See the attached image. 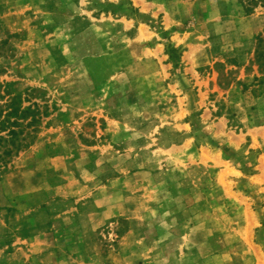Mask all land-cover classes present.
<instances>
[{
	"label": "rangeland",
	"instance_id": "374dc122",
	"mask_svg": "<svg viewBox=\"0 0 264 264\" xmlns=\"http://www.w3.org/2000/svg\"><path fill=\"white\" fill-rule=\"evenodd\" d=\"M5 38L0 89L40 115L0 264H264V0H0Z\"/></svg>",
	"mask_w": 264,
	"mask_h": 264
},
{
	"label": "trees",
	"instance_id": "16d2710c",
	"mask_svg": "<svg viewBox=\"0 0 264 264\" xmlns=\"http://www.w3.org/2000/svg\"><path fill=\"white\" fill-rule=\"evenodd\" d=\"M5 43H7L6 38L0 40V57L3 56L1 48ZM167 49L169 54L177 57V49L170 44L167 45ZM255 56H258L256 49ZM41 114L47 115L46 109ZM39 115L40 113L36 108L22 106V99L19 94L11 92L8 88L3 91L0 89V167H5L11 156L31 145L32 136L28 139L26 136L22 137V133L28 127L39 122Z\"/></svg>",
	"mask_w": 264,
	"mask_h": 264
},
{
	"label": "crops",
	"instance_id": "0c3cea01",
	"mask_svg": "<svg viewBox=\"0 0 264 264\" xmlns=\"http://www.w3.org/2000/svg\"><path fill=\"white\" fill-rule=\"evenodd\" d=\"M263 76H264V74H263ZM249 133L252 136V139H253L252 144L253 145L259 144L260 141L264 142V121L262 123L257 124L256 126L252 127L251 130L249 131ZM254 170H255V172H253V174L248 175L246 177L251 184L258 183L259 185L261 184V186H262V184H264V164L262 162H260L259 165H256L254 167ZM235 171L243 176L241 171L236 170V169H235ZM262 189L264 190V186H262Z\"/></svg>",
	"mask_w": 264,
	"mask_h": 264
}]
</instances>
